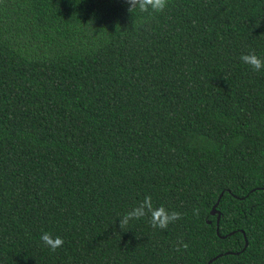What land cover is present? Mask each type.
Listing matches in <instances>:
<instances>
[{"label":"trees","instance_id":"obj_1","mask_svg":"<svg viewBox=\"0 0 264 264\" xmlns=\"http://www.w3.org/2000/svg\"><path fill=\"white\" fill-rule=\"evenodd\" d=\"M253 52L264 0H0V264H264ZM148 195L182 218L121 230Z\"/></svg>","mask_w":264,"mask_h":264},{"label":"clouds","instance_id":"obj_2","mask_svg":"<svg viewBox=\"0 0 264 264\" xmlns=\"http://www.w3.org/2000/svg\"><path fill=\"white\" fill-rule=\"evenodd\" d=\"M125 3L128 5L129 13L133 14L138 11L148 17H153L166 10L169 0H125ZM240 60L250 66L254 71L259 72L264 69V60L259 58L254 52L242 55ZM193 214L199 215V209H194ZM144 217L149 218V224L153 229L165 230L170 224L180 220L182 214L176 211H169L164 206L154 207L152 197L148 195L145 196L142 201H139L134 208L118 219L119 228L124 230L128 227L130 221L140 220ZM40 240L44 246L48 247L53 252L62 247L64 243L62 238L58 236L53 237V235L48 232L42 233ZM180 246H182L184 250L188 248V244L182 240L179 242V246L176 249L177 251H180Z\"/></svg>","mask_w":264,"mask_h":264},{"label":"water","instance_id":"obj_3","mask_svg":"<svg viewBox=\"0 0 264 264\" xmlns=\"http://www.w3.org/2000/svg\"><path fill=\"white\" fill-rule=\"evenodd\" d=\"M220 197H221V196H220ZM220 197L218 198L216 204L212 207V210H211V215H212V216L217 215V216H216V224H217V226H218V222H219V219H220V214L216 211V207H217V205H218V203H219ZM223 238H224V237H223ZM246 247H247V242L245 241V246H244V248H243L242 251H244V249H245ZM220 256H221V255H219V256L213 258L212 260H210V261L208 262V264H211L213 261H215V260H216L217 258H219Z\"/></svg>","mask_w":264,"mask_h":264}]
</instances>
